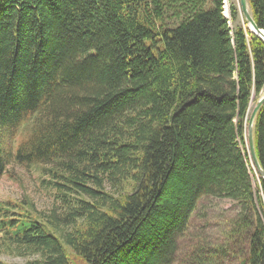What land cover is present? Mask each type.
I'll use <instances>...</instances> for the list:
<instances>
[{
	"label": "trees",
	"instance_id": "trees-1",
	"mask_svg": "<svg viewBox=\"0 0 264 264\" xmlns=\"http://www.w3.org/2000/svg\"><path fill=\"white\" fill-rule=\"evenodd\" d=\"M248 2L264 30V0ZM224 3L0 0V180L13 161L39 166L54 194L48 210L0 200L1 249L26 264H74L68 251L86 264H264L247 146L264 44L230 28ZM26 126L13 152L6 139ZM254 134L264 170V106ZM216 201L231 207L212 217Z\"/></svg>",
	"mask_w": 264,
	"mask_h": 264
},
{
	"label": "rangeland",
	"instance_id": "rangeland-1",
	"mask_svg": "<svg viewBox=\"0 0 264 264\" xmlns=\"http://www.w3.org/2000/svg\"><path fill=\"white\" fill-rule=\"evenodd\" d=\"M232 5L238 9V15L235 21H232L230 15V8ZM224 9L225 15L226 12L229 13L230 28L232 30H235L238 27L249 29V26L240 11L239 0H225ZM255 105L256 102L251 103L249 112L250 115ZM29 128L30 126H26L14 138L8 137L6 139L7 145L10 147V149H12L13 152H16L18 144L27 135ZM9 170L12 172V175H7L0 180L1 201H8L9 199L22 200L24 198H29L40 210H48L51 207V205L54 203V194L47 183L44 182L47 180V177L46 175H43V168L39 166H20L15 161H13L9 166ZM214 203V205H209V215L212 217L219 216L221 208L228 210L231 207V204L227 201H216ZM68 252L74 264H86L84 260L75 256L71 251ZM0 262L5 264H26L27 259L6 253L0 248Z\"/></svg>",
	"mask_w": 264,
	"mask_h": 264
},
{
	"label": "water",
	"instance_id": "water-1",
	"mask_svg": "<svg viewBox=\"0 0 264 264\" xmlns=\"http://www.w3.org/2000/svg\"><path fill=\"white\" fill-rule=\"evenodd\" d=\"M239 6H240V11L242 13V16L244 17L245 21L247 22L249 26V30L254 35H256L261 40V42L264 44V30L260 29L257 23L255 22V20L253 19L248 0H239ZM226 18L228 17L226 16ZM263 106H264V94L257 101L251 113V116L249 118L247 133H248V147H249V153H250L252 163L256 169V173L258 177L264 182V170L257 156L256 146H255V134H254L256 119ZM254 187H255V181H254Z\"/></svg>",
	"mask_w": 264,
	"mask_h": 264
},
{
	"label": "bare ground",
	"instance_id": "bare-ground-1",
	"mask_svg": "<svg viewBox=\"0 0 264 264\" xmlns=\"http://www.w3.org/2000/svg\"><path fill=\"white\" fill-rule=\"evenodd\" d=\"M226 10H227V9H226ZM226 15H228V16H227L228 18L230 17L228 12H226ZM247 138H248V133H247ZM247 146H248V139H247ZM248 153H249V147H248ZM249 156H250V153H249ZM250 160H251V157H250ZM251 163H252V160H251ZM252 166H253V168H254V170H255V172H256V169H255L253 163H252Z\"/></svg>",
	"mask_w": 264,
	"mask_h": 264
}]
</instances>
